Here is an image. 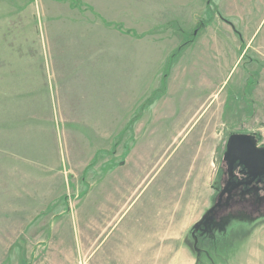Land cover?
<instances>
[{"label":"rangeland","instance_id":"obj_1","mask_svg":"<svg viewBox=\"0 0 264 264\" xmlns=\"http://www.w3.org/2000/svg\"><path fill=\"white\" fill-rule=\"evenodd\" d=\"M209 17L208 24L194 31L198 21ZM228 24L244 38V52L239 53L243 57L234 67L228 59L206 68L193 64L185 74L176 68L205 28L226 34ZM187 39L191 42L173 60L164 83L168 57ZM102 87L106 105L112 104V92L120 89L121 119L127 120L119 136L112 137V126H106L105 146L110 149L106 153L113 154L119 146L120 157L125 158L141 146L133 157L141 160L142 170L135 172L142 174L134 177L145 178L150 168L145 194L127 208L108 241L163 177L168 189L146 222L169 219L161 230L169 227L171 236L178 226L170 221H178L185 233L206 209L210 186L220 188L227 135L255 132L261 136L259 145L264 144V0H0V264L42 260L36 261L42 250L33 243L34 223L26 227L27 221L42 201L41 190L51 197L63 192L59 157L69 153L68 166L79 171L75 164L81 166V151L74 141L82 138L87 146V141L100 140L102 129L81 127L70 108L96 103L99 94L92 93ZM197 91L207 104L200 118L208 108L210 112L217 108L196 143V122L190 128L180 124L193 111ZM152 94L153 102L143 107ZM81 180L71 176L72 187L63 195H69L73 218L81 221L79 230L89 241L105 215L99 214L97 186L88 194L90 185L83 183L88 190L83 192ZM112 193L106 192V203H112ZM106 215L114 218L110 210ZM195 238L200 263L256 264L257 249L264 247V214L224 216L208 223L206 230H197ZM93 258L88 264H98Z\"/></svg>","mask_w":264,"mask_h":264},{"label":"crops","instance_id":"obj_2","mask_svg":"<svg viewBox=\"0 0 264 264\" xmlns=\"http://www.w3.org/2000/svg\"><path fill=\"white\" fill-rule=\"evenodd\" d=\"M198 14L199 13L196 12V16ZM229 27L230 28L227 27L228 29H226V34H224V31L221 33H214L211 32L210 27V29L205 28L204 30L206 31L196 38L195 43L182 53L178 59L176 68L185 74V69L193 64H195L196 69L199 67L206 68L210 63L228 59L232 60L234 67L236 65L234 63L243 57V54H239L244 52L241 46L243 37L236 28L237 31H235L231 25H229ZM210 42H213L215 46H208L212 44ZM200 61H204L205 64H198ZM204 78L209 79L208 77ZM99 83L105 85V71L102 73ZM92 94H99V99L96 103L87 101V103L84 104L82 102V104L77 105L76 108L72 107L70 109L76 113L73 117L79 122L78 124L81 125V127L102 129L101 138L100 140H95L93 144L87 141V146H84L82 138L78 141L77 138L74 141L75 144L80 146L81 151L79 157L81 166L75 164L76 167H79V171H73V165L70 168L71 165L67 161V159L69 160L71 158L69 153H67L66 158L59 157L58 166L61 172L59 176L61 177V189H63L61 194L51 197L50 193L47 194L46 191L41 190V195H43L42 201L38 209L34 212L33 218L29 219L26 224V227H28V225L34 223L32 235L33 243L34 246L36 245V248L40 247L42 250L37 257L36 254L38 253H34L33 257H36V261L37 258L42 257V260L35 264H88L93 257V261L98 264H210L199 262V255L196 254L189 236L190 228L196 222V219L192 221L193 223L189 225L185 233L184 231L183 233L180 232L183 228H179L178 221H170L176 223L178 226L171 236L168 234L169 227L161 230V226L168 222L169 219L163 221L160 218L152 221V223L146 222L148 216H152L154 209L160 206L159 202H163L162 192L168 189V186L162 181L164 177L159 179L156 183V187L148 194L147 201L145 202V199L143 200L139 209L134 213L133 218L124 224L111 241H108L123 222L124 218L122 219V216L127 208L136 200V197L145 194L147 181L150 178V168L145 178L141 176L139 180H137L134 177L137 173H140L135 172V170H142L141 160L136 162L133 157L137 154L139 149H142L141 146L137 149V146L134 147L132 151L130 150V152H128L125 158L120 157V153L122 152L119 146H116L113 154L110 155L106 153L108 151L105 150L109 149L105 146L106 126H112V137H114L119 136L122 126L124 127L127 122V120L122 121L121 119V93L119 88L114 90L112 92V104L107 105L106 94L103 87L97 88L95 93ZM82 95H85V93H82ZM200 98L199 91H197L193 111L188 115H184L182 117L184 118V122L180 124L182 128H190L193 123L196 122V143L198 142L197 137L199 136L202 126L214 115L217 108H214L211 112V108H208L203 115L204 117L208 114L207 118H200V115L207 108V104L203 105L205 100H200ZM160 107H162V105ZM158 108L156 111H158ZM129 117H131V115H129ZM157 117L161 118V115L157 114ZM201 121L202 125L198 127ZM140 122L142 123V121ZM148 123L149 121L147 118L144 119V126ZM135 125H137V123ZM100 142H102L101 145ZM105 155L110 157H106ZM110 159H113V162H110ZM106 160L110 163L107 167L105 163ZM197 169L198 166L196 171ZM140 174H142V172ZM71 176L81 177L82 188L83 183H89L90 189L88 194L95 186H97L98 189L99 195L96 202L99 208L102 209V211H99V214L105 216H103L102 221L98 223V232L89 241L86 239L85 233H81V229L79 230V223H81V221L74 220L73 218L72 207L67 202V197H69V195H63L65 190H69L70 186L72 187L69 182ZM106 176H109L108 182H106ZM205 176L208 182V174H205ZM87 177L89 180H87ZM201 177V171L196 173V192L200 189L199 178ZM210 189L211 193L208 198L209 203L197 220L201 218L203 213L212 204L215 195L214 186L211 185ZM111 190L113 192L111 198L112 203H106V192ZM50 191L51 188L49 187V192ZM82 191L85 192L88 190H84L83 188ZM122 192H124V194L120 196ZM115 196L117 201H115ZM109 210L111 211V216L114 218H109L106 215L109 213ZM38 223H40L41 226H39ZM126 225L128 226L126 227ZM261 233L262 231H258V237H260ZM169 239H171L172 242L170 247ZM94 240L95 243H93ZM55 247L57 248L55 249ZM189 253L192 258L189 257ZM186 255L189 257L188 262H186ZM263 256L264 247H259L257 249L256 264H264Z\"/></svg>","mask_w":264,"mask_h":264},{"label":"water","instance_id":"obj_3","mask_svg":"<svg viewBox=\"0 0 264 264\" xmlns=\"http://www.w3.org/2000/svg\"><path fill=\"white\" fill-rule=\"evenodd\" d=\"M222 156L230 171L237 163L245 170L249 179L244 182L227 183L219 194V200L225 192H230L241 185H250L257 178L264 176V146H259L255 136L251 133H230L226 139ZM218 203L219 201L216 204ZM213 207L211 206L205 212L212 211ZM199 220L192 225L190 231L198 227Z\"/></svg>","mask_w":264,"mask_h":264},{"label":"flooded vegetation","instance_id":"obj_4","mask_svg":"<svg viewBox=\"0 0 264 264\" xmlns=\"http://www.w3.org/2000/svg\"><path fill=\"white\" fill-rule=\"evenodd\" d=\"M259 146H264V144L259 145ZM224 163H225L224 165L225 173L222 177L219 178L220 180L219 190L216 191L214 189L215 195H214V199L211 204V206L213 207L214 204H216L219 201V203L216 204L212 208V213L216 216L214 215L209 216L204 222L199 224L196 229L189 231V236L192 240V244H193L195 251H196V238L195 237H196L197 230L198 231L206 230L208 223H217L219 220H221L224 217V214L225 215L230 214V211H232L231 209L233 207V205L231 206V203L234 200H238L239 198H241L243 194H247V193L249 194L252 192H257V193L260 192L261 186L264 183V176H262L260 178H257L255 181H253L250 185H241L240 187L235 188L230 192H225L219 200V194L227 183L231 182L230 184H232V182H244L249 179L245 174V170L237 163L233 166V169L231 171L229 170L227 162L224 161ZM226 210H228V212L224 213V211ZM250 210H252V212H257V210H255L254 208H251ZM260 211H264V204L260 207ZM204 253H207V251L205 250ZM196 254H199V253L196 251Z\"/></svg>","mask_w":264,"mask_h":264},{"label":"trees","instance_id":"obj_5","mask_svg":"<svg viewBox=\"0 0 264 264\" xmlns=\"http://www.w3.org/2000/svg\"><path fill=\"white\" fill-rule=\"evenodd\" d=\"M221 17V16H220ZM211 18H206V19H203V20H200L197 22V25L194 29V31H199L204 25L208 24L210 21ZM192 36V35H191ZM191 40L187 39L185 40L182 44H180L172 53L171 55L168 57L167 59V62H166V65H165V69H164V72H163V75H162V81L165 83V80L168 76V72H169V69L172 65V62L173 60L175 59V57L183 50V48H185V46L188 45V43H190ZM156 96L154 94H152L144 103V106H147V105H150L154 98ZM138 117L137 116H134V118L132 120H136ZM133 122V121H132ZM252 134L255 136L256 140L258 142L261 141V136L258 134V133H253ZM229 135V134H228ZM227 135V136H228ZM264 204V183L262 184L261 186V190L260 192H252V193H247V194H243L241 196V198H239L238 200H234L232 203H231V206L233 205L232 207V211H230V214H224V216H227V215H236L238 213H244L246 215H248L249 217H258L262 214H264V211H260V207ZM230 206V207H231ZM251 208H254L255 210H257V212H252V210H250ZM230 210V209H229ZM228 210L224 211V213H227ZM214 215L212 213V211H209V212H205L202 216V218H200L199 220V223L198 224H201L202 222H204L209 216H212ZM216 216V215H214ZM196 227V226H195Z\"/></svg>","mask_w":264,"mask_h":264}]
</instances>
